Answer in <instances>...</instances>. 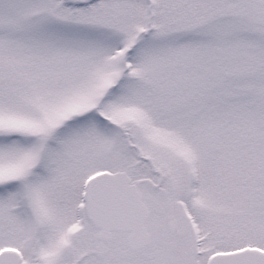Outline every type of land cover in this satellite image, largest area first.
I'll list each match as a JSON object with an SVG mask.
<instances>
[{"label": "snow or ice", "instance_id": "snow-or-ice-1", "mask_svg": "<svg viewBox=\"0 0 264 264\" xmlns=\"http://www.w3.org/2000/svg\"><path fill=\"white\" fill-rule=\"evenodd\" d=\"M0 264H264V0H0Z\"/></svg>", "mask_w": 264, "mask_h": 264}]
</instances>
